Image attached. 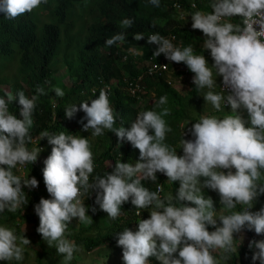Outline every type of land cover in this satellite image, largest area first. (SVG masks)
<instances>
[{"label": "clouds", "instance_id": "1", "mask_svg": "<svg viewBox=\"0 0 264 264\" xmlns=\"http://www.w3.org/2000/svg\"><path fill=\"white\" fill-rule=\"evenodd\" d=\"M42 2L47 0H0V12L14 20L32 12ZM149 3L160 6V0H149ZM172 6L180 11L177 3ZM190 7L195 9L196 5L190 3ZM209 7L213 11L197 10L190 15L192 29L201 30L205 36L202 47L210 50L212 65L202 53L196 54L191 45L177 46L159 33L147 37L148 44L157 45L152 55L164 54L168 69H177L181 80L190 85L194 83L199 94L207 89L202 96L216 111H223L230 105V114L222 117L201 115L185 128L182 122L178 124L182 155L166 142L167 134L172 131L164 119L170 109L161 107L168 102L166 95L156 102V107L161 108L159 112L139 110L130 129L114 126L117 113L110 104L108 87L101 88L98 98L91 99L90 104L84 100L79 107L66 106L68 118L77 111L85 113L80 123L83 130H91V136H102L105 130H110L120 141L126 139L139 150L140 159L135 165L117 160L113 172L103 176L92 175L96 163L87 137L65 132L40 133V139L47 137L52 145L43 169L44 183L51 198L42 197L34 206L39 217L37 232L49 247H55L57 254L63 256V264H70L77 251V245L67 238L71 221L92 222L84 203L92 189L99 190L95 203L113 220L127 201L135 206L138 217L139 209L150 211V218L139 219L137 231L125 227L118 233L117 244L123 250L124 264H149L151 256L162 264H220L214 255L216 250L237 252L234 233L246 228L257 235L264 234V207L251 211L259 195L264 194V182H261L264 181V0H211ZM133 23V19L124 18L120 27L126 29ZM144 37L143 33L134 35L136 41ZM124 40L125 34L120 32L107 38L105 45L111 47ZM148 61L143 74L163 76L164 73L148 74ZM169 73L168 70L167 77L163 78L173 86L168 79ZM143 74L135 81H127L126 85L137 105L145 101L147 94L157 99L155 89H148L144 84ZM218 75L219 92L215 90ZM221 76L223 88L220 87ZM136 84L139 87L136 88ZM225 88L230 90L228 94ZM91 90L97 93L96 88ZM53 91L58 97L65 95L60 87ZM36 93L29 98L24 91L13 95L5 90L0 96V213L17 212L28 203L24 188L34 190L38 187L35 177L18 173L21 167L26 165L27 168V164L32 165L37 160L42 148L38 137L31 136L30 129L36 101L47 93L39 85ZM17 97L22 106V118H17L8 107ZM241 108L247 110L250 126H245L246 121L238 112ZM186 128H191L194 139L181 136ZM157 171L165 174L170 182L179 181L176 196L161 198V183L156 184L155 191L143 186V180L156 181ZM203 188L218 192L224 209L222 214L217 215L213 200L204 196ZM237 205H241L242 210H236ZM217 217L222 226L217 225ZM208 225L215 230L210 232ZM25 229L20 234L15 227L0 224V260L8 264L24 261L25 247L31 243L24 235ZM248 246L256 249L252 260L264 264V240L253 239ZM228 258L224 256L225 260Z\"/></svg>", "mask_w": 264, "mask_h": 264}, {"label": "trees", "instance_id": "2", "mask_svg": "<svg viewBox=\"0 0 264 264\" xmlns=\"http://www.w3.org/2000/svg\"><path fill=\"white\" fill-rule=\"evenodd\" d=\"M190 1L196 5L195 9L190 7ZM210 2L211 0H160V6L155 7L149 3V0H47L32 12L25 13L14 20L6 18L4 13L0 12V83L5 82L11 75L9 87L13 95L24 91L29 98L37 94V85L46 90L47 94L39 96L36 101L32 115L34 123L30 129L31 136L38 137L39 145L45 144L52 148L49 146L47 137L40 139V133L43 131L53 134L59 132L72 134L73 131L67 129L66 104L72 99L76 100L79 106L88 96L92 99L98 98L99 90L104 88L103 86L112 78L117 79L116 84L111 85L107 90L110 104L117 113L114 126L122 125L125 129H130L140 108L137 105V100L130 96L126 87L124 88L122 85L126 86L127 81H135L140 74L144 73L147 60L157 47L155 44L147 43L149 35L159 33L165 38L173 35L172 42L175 45L180 47L191 45L196 54L202 53L205 56L209 65L214 63L213 59L207 56L210 50L201 47L205 36L201 30L192 29L190 15L197 10L213 11L209 7ZM174 3L180 6V11L188 13L189 20L186 24L182 22L181 18H176L178 11L172 6ZM124 18L133 19L134 23L131 27L126 29L120 27V21ZM153 22H155V26H153ZM236 22L240 23V20L236 19ZM120 32L125 34L123 42H118L111 47L105 45L107 38ZM136 33H143L145 37L136 41L134 39ZM127 39H132L135 43L132 44L138 46L141 52L130 61L124 71L121 55H124L130 46L126 42ZM59 56L70 80L69 85L61 81L58 84L64 88L65 95L63 97L55 95L53 89L56 86L52 87L50 76V72L54 69L53 64ZM180 63L186 65L183 62ZM8 65L14 66L16 72H10L9 75ZM6 70L7 72H5ZM24 74L28 78L26 84L19 80V77ZM143 75L142 79L146 87L155 89L156 102L162 95H166L168 98L167 104L161 107L170 109V114L164 119L172 128V131L167 134L166 142L173 146L181 140L178 124L187 118L184 111L187 105V101L184 102L186 98H182L176 89L168 85L163 76ZM103 82L104 84H102ZM93 85H97L95 94H93L94 91L93 93L91 91ZM188 91L192 96L196 95L194 83L191 84ZM2 95L0 89V96ZM156 102L153 106L146 105V108L159 112L161 108L156 107ZM8 107L9 111L17 118H22L20 116L22 106L19 104L18 97ZM106 134L111 136V140L104 141L105 149L99 155L93 176L111 173L118 159L125 163L127 156L137 151V148H134L126 139L120 141L114 132L107 130ZM124 142L126 146L123 149L124 157L121 159L120 152ZM32 143L28 145L29 148ZM39 154L32 165L27 164L28 169L32 171L39 182L38 192L25 187L28 203L22 205L15 213L7 211L0 213V216L4 217L3 220L25 217V210L29 208L30 204H37L39 195L51 198L43 179L45 164L40 160L41 153ZM106 159L113 161L109 166L112 168L104 167L103 162ZM38 164L41 167H38ZM90 182L94 183L93 180ZM142 184L150 191H155L156 181L143 180ZM170 185L174 196H176L179 188L177 181L171 182ZM164 186L169 187L168 184H164ZM97 191L99 190L92 189L86 196V201L90 200L92 204H96ZM135 209L131 201L125 202L121 206L120 215L114 219L111 225L106 226L104 232H98L94 236L77 233L75 234L76 241L81 242L87 250H92V248L105 243L117 242L118 233L125 227L133 230L132 225H138L139 217L135 214ZM237 209L241 210L239 205H237ZM142 215H146V213L143 211ZM69 226L72 227V225ZM207 227L210 229L211 225ZM84 229L80 228V231ZM245 230L247 229L245 228ZM175 255L178 256V253ZM228 256L232 262L238 261V264H248L252 259V253L244 247H239L237 252L228 253Z\"/></svg>", "mask_w": 264, "mask_h": 264}, {"label": "rangeland", "instance_id": "3", "mask_svg": "<svg viewBox=\"0 0 264 264\" xmlns=\"http://www.w3.org/2000/svg\"><path fill=\"white\" fill-rule=\"evenodd\" d=\"M178 13L180 14L181 17L178 14H176L177 15L176 18H181L182 22L186 24L189 20L188 13H185L183 11H179ZM167 39H169V37H167ZM126 42H128L130 46L128 47L127 52H125L124 55L123 54L121 55V58L123 59V62H124V65L122 68L124 71L127 69L130 61L136 58V56L138 55L137 53H139V49H140L138 46L133 45L135 43L132 39H127ZM202 46H203V42L201 43V47ZM207 56L208 58L209 56L211 57L210 53H207ZM60 58H61L60 56L56 58L55 64H53L54 69L52 70V72H50V76L52 79L51 85L52 87L56 86L64 90L63 87L58 85L59 82L61 81L64 84L69 85L70 80L66 74L65 65H63ZM8 69H9L8 74L10 72H16L14 66L11 67V65H8ZM168 70L170 71V73L168 74V79H170L171 85H173L171 87L176 89V91H178V94L181 95L182 98H186L184 99V102L187 101V105L184 108L185 109L184 111L187 114V118L181 121L183 128L196 122V120H198L201 115H216L218 117H222L223 115L230 114L229 113L231 110L230 105L228 107L223 108V111H216L210 103H207L204 100V97L202 96V94L203 92L207 91V89L202 90L200 94L196 91L197 94L194 96L189 94L188 89L191 88V85L184 83V81L181 80V78L179 77V74L177 73V69L173 68L172 70L170 69ZM174 70H175V73L173 74ZM5 72H7V70ZM166 72L163 74V77L165 76V78L167 77ZM219 77H220L219 75L216 76V84H217L215 87L216 91L217 90L219 91L220 89L219 88ZM10 78H11V75L7 77L5 82L0 83V89L2 90L3 95H4L5 90L11 91L9 87V82L11 81ZM19 80H21L23 84H26L28 78L24 74L21 77H19ZM100 81L101 79L99 80V82ZM116 81H117L116 78H112L111 81L107 82L108 85L106 84L103 87L104 88L111 87V85L116 84ZM102 84H104V82ZM118 85L120 84L118 83ZM122 86L124 88L126 87L125 85H122ZM93 88L94 89L97 88V85H93L91 89ZM147 95L149 97L148 96L145 97L144 99L145 101L138 104L140 106V111L149 110L148 108H146V105L148 107L153 106L154 102H156L154 98L150 96V94H147ZM91 99L92 98L88 96L84 100H88L90 104ZM70 104H75L77 107H79L78 102L76 100L70 99L68 104H66V106ZM65 111H66V107H65ZM238 112L242 116V118L246 121L245 126L246 127L250 126V120L248 119L247 110L241 108L238 110ZM84 116H85V113L83 111H77L71 118H68L67 116H65L67 119V126H68L67 129L68 130L71 129L73 131L72 135H82L89 139L91 143V148L94 154V163H97L99 155L105 149L104 141L111 140V136L106 134L107 130H105V133L102 136H95V137L91 136V130L89 131L83 130L82 124L80 123L81 118ZM86 122L87 121L85 120L84 123ZM49 146L52 147V145H49ZM122 146L123 148L120 152V154L122 155L120 157L121 159L124 157L123 149L126 146L125 142ZM173 146L176 148L177 153L182 155L183 150H181L182 147L180 148V141L178 143H175ZM40 149H41L40 153L42 157V158L40 157V160L43 163L44 160L50 155L51 148L47 147L45 144H42V148ZM139 159H140V154H139V150L137 149V151H134L127 156L125 163L129 162L135 165V163L139 161ZM112 162H113L112 160L106 159L103 162V165L105 168H107L112 165ZM38 167H41V165L38 164ZM109 168H112V167H109ZM232 170L233 172L235 171V169H232ZM223 171L227 172V170H223ZM22 172H24V176L29 175V178L34 177V174L32 173L30 169H28V167L26 168L25 171L19 170L18 173L22 174ZM156 178H157L156 184L161 183L162 185V190L160 194L161 198L168 196V195L174 196L173 189L171 188V185H170L171 182L168 181V177L165 174L157 171ZM164 184H168L169 187L164 186ZM178 186H179V181H177V187ZM202 191L205 197H210L213 200L215 210L217 211V215L222 214L224 212V209L220 203V196L218 192L212 189H209V188H203ZM42 197L44 198V196L42 195L37 196V203ZM259 197L260 198L256 200L253 204V207L251 209V211L253 212L258 211L261 207H264V194L259 195ZM85 202L84 203L88 208L87 214L90 216V219H92V222L89 224H84V223L79 222L77 219H73L72 220L73 223L70 224L72 225V227L68 226V233H70V235H68L67 238L73 241L77 245V251L74 252V256L70 264H124V261L122 259L123 250L120 246H118L117 242L105 243V244L92 248V250H87L83 247V244L81 242L76 241L75 234L78 233V234H83V235L94 236L98 232H104V230L107 228L106 226L111 225L112 222L114 221L113 219L108 217V214L106 212L100 210L99 205L92 204L90 200L86 201V199H85ZM34 206L35 205L32 203L29 205L28 209L26 210L24 209L26 212V216L23 218L14 217V219H8V221H5L3 220L4 217L0 216V224H7L10 227H15L17 230V233H20V234H22L24 229L26 228L24 235L31 241V243L29 246L25 247V259L23 262H21V264H38V261H40V264H63V256L57 254V250L55 247H49L47 242L42 239L41 234L37 232V228L39 226V217L34 211ZM239 207L242 210V206L239 205ZM93 208L96 209L95 212L92 211ZM236 210L238 209L236 208ZM143 211L146 213V215H142ZM139 212H140L139 219L150 218V211L148 209H139ZM216 219H217V225L222 226L221 222L219 221V218L217 217ZM80 228H85V229L83 231H80ZM132 228H133V231H137L138 225H132ZM208 230L211 232V231H214L215 228L211 226V228ZM253 239L264 240V234L257 235L254 230L249 231L245 229H243L240 233H234V240H237L236 241L237 250L239 247H244L246 250L250 251L252 255H253V252L256 251V249L255 248L250 249L248 245H249V242ZM214 255L220 261V264H238V261L236 262L231 261V258L230 256H228V253H223L219 249L216 250ZM225 255L229 257L227 260L224 259ZM148 259H149V264H162V262L159 261L155 256H151ZM0 264H8V262L0 260ZM12 264H16V262H12ZM248 264H260V261L259 260L253 261L251 259V261Z\"/></svg>", "mask_w": 264, "mask_h": 264}, {"label": "built area", "instance_id": "4", "mask_svg": "<svg viewBox=\"0 0 264 264\" xmlns=\"http://www.w3.org/2000/svg\"><path fill=\"white\" fill-rule=\"evenodd\" d=\"M177 8V6H175ZM257 30H259L258 26H257ZM169 39L170 40H174V36L171 35L169 36ZM148 66L146 68V72L150 75H162L163 73H165L167 70H168V64H167V58L164 56V54H161L160 56L158 57H154L152 54L149 56V59H148ZM166 65V66H165ZM186 71V69H184ZM167 82H169V80H167ZM136 88L139 87L138 84L135 85ZM220 87L223 88L224 85H223V78L221 76V82H220ZM131 90L134 91L135 90V87L132 86L131 87ZM225 91H226V94H228L230 92L229 89L225 88ZM191 129V128H190ZM190 129L189 128H186V129H183L181 131V136H183L184 139H194V137L191 135V132H190ZM25 168H26V165H24L23 167H21L19 170L21 171H25ZM20 175H24V172H22V174ZM103 176V175H102ZM158 189L160 190V186H158ZM35 192H38L39 188L36 187L34 188Z\"/></svg>", "mask_w": 264, "mask_h": 264}]
</instances>
